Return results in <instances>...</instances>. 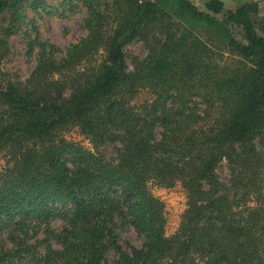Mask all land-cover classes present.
Returning a JSON list of instances; mask_svg holds the SVG:
<instances>
[{"label": "trees", "instance_id": "16d2710c", "mask_svg": "<svg viewBox=\"0 0 264 264\" xmlns=\"http://www.w3.org/2000/svg\"><path fill=\"white\" fill-rule=\"evenodd\" d=\"M27 1L0 0V14L19 16ZM79 1L87 35L63 58L42 59L25 83L0 85V229L67 221L60 247L48 243L33 264H264L259 1L236 10L223 0L204 9L191 0ZM134 39L148 54L130 71L125 46ZM8 53L0 38V65ZM73 128L95 144L120 142L119 159L68 139ZM224 160L228 185L217 174ZM177 181L188 208L167 236L150 185ZM117 215L141 246L118 243Z\"/></svg>", "mask_w": 264, "mask_h": 264}, {"label": "rangeland", "instance_id": "374dc122", "mask_svg": "<svg viewBox=\"0 0 264 264\" xmlns=\"http://www.w3.org/2000/svg\"><path fill=\"white\" fill-rule=\"evenodd\" d=\"M191 1L200 9H204L207 0ZM252 1H259V13L254 15V18L259 20L264 16V0H223L225 8L232 10ZM86 16L87 8L79 0H28L19 16L14 17L12 11L2 12L0 38H6L8 41L9 53L0 65V85H6L8 81L25 83L42 59L63 58L71 44L87 35ZM147 54L148 47L142 40L134 39L127 43L125 60L128 70L132 71L135 61L145 58ZM145 97L143 95L141 99ZM160 131L158 127L156 133L159 134ZM65 136L108 159H119L120 142L95 144L78 128L70 129ZM256 145L264 156L263 139H257ZM74 157L73 154L67 155L70 166L73 165ZM5 162V158L0 159V168ZM217 174L223 183L229 184L230 171L227 160L221 163ZM150 190L164 204L165 231L167 236H171L179 228L183 214L188 208L186 190L179 181L173 185L152 184ZM27 223L28 228L24 232L17 231L16 234L12 233L14 225L0 229V255L6 254L0 264H33L34 254L43 253L48 243L55 248L60 247L57 235L67 225L64 218L56 216L48 222L32 219ZM50 233L54 234L53 238ZM113 235L124 248L128 245H142V236L120 215H117L113 223ZM19 239H22L21 242ZM23 242L27 244L23 246ZM113 255L111 248L107 259H112Z\"/></svg>", "mask_w": 264, "mask_h": 264}]
</instances>
